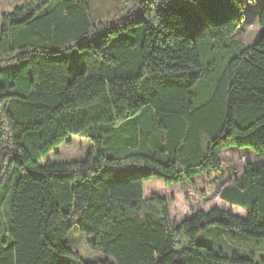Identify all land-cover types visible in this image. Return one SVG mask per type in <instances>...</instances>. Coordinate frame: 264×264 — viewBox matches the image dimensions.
Instances as JSON below:
<instances>
[{
	"label": "trees",
	"instance_id": "trees-1",
	"mask_svg": "<svg viewBox=\"0 0 264 264\" xmlns=\"http://www.w3.org/2000/svg\"><path fill=\"white\" fill-rule=\"evenodd\" d=\"M254 3L255 0H246ZM241 0H26L0 23V264H260L196 241L207 227L264 238V4L259 38L234 39ZM70 135L81 160L41 163ZM258 160L223 187L231 207L179 223L144 183H192L223 150ZM104 259L64 242L73 227ZM8 238V239H7Z\"/></svg>",
	"mask_w": 264,
	"mask_h": 264
},
{
	"label": "rangeland",
	"instance_id": "rangeland-1",
	"mask_svg": "<svg viewBox=\"0 0 264 264\" xmlns=\"http://www.w3.org/2000/svg\"><path fill=\"white\" fill-rule=\"evenodd\" d=\"M26 0H0V23L1 15L5 11H10L13 7L21 5ZM92 16L99 20L107 18L121 5V0H85ZM245 13L240 27L234 34V39L244 42L246 45L254 43L261 34L258 25V15L264 4V0H255L249 3L241 0ZM90 143L83 137L70 135L67 141L55 147L41 163L46 160L51 161H76L81 160L89 148ZM258 160L249 148L229 147L223 150L221 156V169L213 170L193 178L192 183L171 185L169 187L162 184L159 180H149L144 183V196L151 194L167 200L169 204L170 219L172 222L179 223L189 217L196 210L206 211L213 206L231 207L235 214L244 217L246 210L240 206L224 202L220 198V192L226 185H229L242 171L248 162ZM0 185V223L7 225L6 211L9 205L5 203L4 196L7 190V175L2 176ZM8 239V238H7ZM87 237L81 233L77 227H73L65 236L64 242L77 250L85 260L104 259L106 256L98 251L90 249L87 244ZM196 241L205 244L215 251L222 250L224 254L231 255L233 252L242 257H248L254 253V260L264 264V238L257 241L254 238L242 236L234 229H219L215 226L207 227L196 235Z\"/></svg>",
	"mask_w": 264,
	"mask_h": 264
},
{
	"label": "crops",
	"instance_id": "crops-1",
	"mask_svg": "<svg viewBox=\"0 0 264 264\" xmlns=\"http://www.w3.org/2000/svg\"><path fill=\"white\" fill-rule=\"evenodd\" d=\"M230 205V204H229ZM230 206H232V205H230Z\"/></svg>",
	"mask_w": 264,
	"mask_h": 264
}]
</instances>
